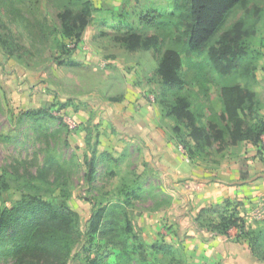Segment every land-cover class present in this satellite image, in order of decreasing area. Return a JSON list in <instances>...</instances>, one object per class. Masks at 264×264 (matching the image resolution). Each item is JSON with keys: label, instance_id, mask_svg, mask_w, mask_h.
Here are the masks:
<instances>
[{"label": "rangeland", "instance_id": "374dc122", "mask_svg": "<svg viewBox=\"0 0 264 264\" xmlns=\"http://www.w3.org/2000/svg\"><path fill=\"white\" fill-rule=\"evenodd\" d=\"M92 1L98 11L71 55L79 65L67 66L56 62L55 57L62 54L46 34L49 27L59 28L58 15L67 1L0 0V36H12L23 46L10 54L0 39V209L12 206L25 194L54 202L65 200L80 215V227L67 264H86L92 249L104 254L105 264H116L119 254L128 264H199L183 243L187 237L182 241L179 236L176 196L163 178V154L148 145L144 138L149 133L143 136L139 128L144 125L161 133L187 154L172 131L175 121L167 115L163 103L174 96L164 89L157 75L159 58L168 48L181 53L184 93L204 124L222 112L220 89L226 84L239 82L244 88H258L262 97L263 82L252 76L264 59L256 63L242 60L234 75L220 77L206 55L188 50L180 31L169 32L159 50L129 51L113 38L119 26L116 16L122 9H129V20L134 21L135 29L155 33L156 27L145 24L140 16L155 8L172 10L176 0ZM245 16L242 8L237 9L226 27ZM258 29L264 36V19L258 22ZM65 42L70 47L75 45L70 39ZM259 44V39L252 43L253 47H260ZM199 63L204 69H198ZM29 111L41 112L30 116ZM250 145L244 142L223 150L215 145L194 160L213 167L238 164L240 173L253 169L262 175L259 199L243 198L237 205L243 208L247 227H257L264 223V218L253 214L264 202V139L257 150ZM94 148L98 150L96 173L92 182H87L86 156ZM252 151L254 156H246ZM251 177L250 174L246 182ZM135 188H140L139 197L132 198L128 212L135 233L146 246L144 259L132 248L122 254L115 242L104 243V234L90 241L86 233L97 207L121 202L126 192ZM211 219L218 222V213L212 214ZM198 224L215 232L206 224ZM239 233L248 239L240 229ZM161 243L171 245L176 252H154L151 246ZM13 251L12 243L0 244V264H16ZM58 261L59 255L30 258L24 264Z\"/></svg>", "mask_w": 264, "mask_h": 264}, {"label": "trees", "instance_id": "16d2710c", "mask_svg": "<svg viewBox=\"0 0 264 264\" xmlns=\"http://www.w3.org/2000/svg\"><path fill=\"white\" fill-rule=\"evenodd\" d=\"M65 1L67 2L58 15L59 28L49 27L46 34L62 54L55 57L56 62L59 65L78 66L79 63L71 55L81 42L84 31L98 8L92 0ZM239 8L245 11L246 16L226 27L230 16ZM145 13L139 19L148 26L156 27L155 33L135 29L134 21L129 20L128 8H123L119 15L116 14L119 26L113 38L129 51L159 50L169 32L180 31L188 50L206 55L214 73L220 77L234 75L242 60L256 63L263 56L264 36L260 35L258 22L264 19V0H186L181 4L176 0L172 10L155 8ZM0 39L4 41L10 54L23 49L12 36L10 39L0 36ZM65 39H70L75 44L74 47H70ZM257 39L262 42L259 44L261 48L252 45ZM197 66L199 70L204 69L202 63ZM182 68L181 53L175 48H168L159 58L157 75L164 89L173 93L174 99H164L163 103L167 115L175 121L172 131L191 160L215 145L223 150L227 146H238L244 142L256 146L261 144L264 114L261 112L262 102L254 89L244 88L239 82L222 86V112L217 118H211L204 124L200 121V114L193 111L186 92L184 93L186 81ZM39 112L41 111H29L28 115L33 116ZM97 153V148H94L86 156L87 182H92L96 173ZM249 177L248 170H241L243 183ZM139 192L140 188H135L126 192L123 201L97 207L86 229L90 241L99 234H104V243L112 245L115 242L117 250L122 254L132 248L137 256L142 255L144 259L146 246L135 233L128 212V205L132 198L139 197ZM237 205L238 202L226 199L222 204L205 206L198 212L196 221L224 236H229L232 228L240 229L241 234L249 240L253 256L264 262V223L257 227H247ZM214 213H218V222L211 219ZM79 227V213L65 200L54 202L36 194H25L12 206L0 209V244H13L16 264H24L30 258L57 255L58 264H67V256L72 251ZM151 248L157 253L176 252L174 247L166 243L154 244ZM92 250L86 264H105L104 254ZM116 264L128 263L119 254Z\"/></svg>", "mask_w": 264, "mask_h": 264}, {"label": "crops", "instance_id": "0c3cea01", "mask_svg": "<svg viewBox=\"0 0 264 264\" xmlns=\"http://www.w3.org/2000/svg\"><path fill=\"white\" fill-rule=\"evenodd\" d=\"M254 74L253 78L263 82L262 97L258 95L262 102L261 112L264 114V62L257 65ZM254 91L259 93L258 88ZM143 126L139 128L143 130V136L149 133L144 138L148 140V145L154 147L160 155L163 154V157L160 156L161 164L165 167L163 178L176 196L179 236L182 241L187 237L183 243L190 248V251L187 250L189 255L196 257L199 264H264L253 256L249 240L241 237L238 228L230 229L229 236H224L199 227L196 221L197 213L205 206L222 204L226 199L233 202H243V198L246 201L258 200L262 193V175L254 173L252 169L251 181L243 183L238 164L213 167L199 160H191L161 133ZM250 146L256 150L258 148L253 144ZM255 154L252 151L246 156L252 157ZM238 210L242 216L243 208Z\"/></svg>", "mask_w": 264, "mask_h": 264}, {"label": "built area", "instance_id": "2783aa9c", "mask_svg": "<svg viewBox=\"0 0 264 264\" xmlns=\"http://www.w3.org/2000/svg\"><path fill=\"white\" fill-rule=\"evenodd\" d=\"M253 214L256 218H264V202L259 203V205L254 209Z\"/></svg>", "mask_w": 264, "mask_h": 264}]
</instances>
